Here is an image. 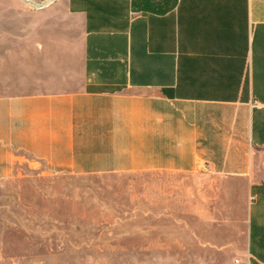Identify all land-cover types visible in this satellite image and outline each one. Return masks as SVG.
Instances as JSON below:
<instances>
[{"label":"crops","instance_id":"obj_1","mask_svg":"<svg viewBox=\"0 0 264 264\" xmlns=\"http://www.w3.org/2000/svg\"><path fill=\"white\" fill-rule=\"evenodd\" d=\"M0 53L1 165L168 176L190 237L264 264V0H0Z\"/></svg>","mask_w":264,"mask_h":264},{"label":"rangeland","instance_id":"obj_2","mask_svg":"<svg viewBox=\"0 0 264 264\" xmlns=\"http://www.w3.org/2000/svg\"><path fill=\"white\" fill-rule=\"evenodd\" d=\"M168 184V176L0 164V264H233L201 244L198 223L196 235L185 232L183 192Z\"/></svg>","mask_w":264,"mask_h":264}]
</instances>
